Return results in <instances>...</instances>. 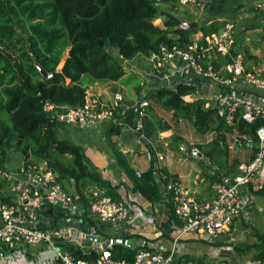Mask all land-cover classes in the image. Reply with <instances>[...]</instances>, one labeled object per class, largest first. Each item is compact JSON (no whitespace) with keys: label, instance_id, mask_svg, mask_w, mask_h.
I'll list each match as a JSON object with an SVG mask.
<instances>
[{"label":"trees","instance_id":"16d2710c","mask_svg":"<svg viewBox=\"0 0 264 264\" xmlns=\"http://www.w3.org/2000/svg\"><path fill=\"white\" fill-rule=\"evenodd\" d=\"M174 2L177 0H0V167L7 160L6 149L15 148L24 160L44 163L54 171L64 188L73 185L76 195L83 196L90 185L113 195L107 181L89 169L83 149L58 136L59 123L43 112L42 103L48 99L70 107L82 104L87 89L82 75L87 74L89 81H117L125 73L124 60L148 55L160 43L185 48L195 33L205 37L217 33L225 24L214 20L190 29L181 28L183 22L193 21L194 16ZM186 5L189 4L182 6ZM158 18L162 27L153 23ZM245 58L257 61L247 51ZM229 61V57L218 55L212 64L219 67ZM40 69L50 75L43 79ZM136 90L140 99L147 101L140 116L147 137L154 131L171 128L155 113V103L171 112L172 118L189 121L198 133L214 132V137L199 148L216 166L218 183L224 182L229 173H238L236 160L231 164L221 161L222 157L225 160L228 127L217 116L215 107L206 105V99L201 97L185 99L196 95L195 84L178 81L174 86L149 87L142 94L140 86ZM248 93L264 99L262 90L248 89ZM114 115L123 120L139 116L123 115L120 105L115 106ZM263 123L261 118L248 123L237 116L235 126L254 133ZM121 127L118 122L108 123V134L119 133ZM114 156L122 169L132 175L136 190L150 202L160 199L155 180L158 171L176 178L165 168H156L153 160L140 176L133 175L119 150H114ZM3 186L0 180V188ZM259 192L264 195V186ZM258 239L257 243L234 249H256L261 264L264 233ZM135 252L117 242L112 248L115 258L132 260ZM81 257L93 260L96 254L92 250Z\"/></svg>","mask_w":264,"mask_h":264},{"label":"built area","instance_id":"2783aa9c","mask_svg":"<svg viewBox=\"0 0 264 264\" xmlns=\"http://www.w3.org/2000/svg\"><path fill=\"white\" fill-rule=\"evenodd\" d=\"M177 2L198 5L197 0ZM249 2L256 11L264 12V0ZM234 43V24L226 22L217 33L192 39L185 48L160 43L157 50L145 56L148 66L164 81L159 86H174L178 82L174 83L177 74L182 71L215 84L218 92L211 105L228 127V147L244 144L253 148L250 160L238 164V173L230 182L218 183L215 197L208 202L190 197L181 179L162 174L165 191L175 216L182 222V230L212 237L224 232L243 214L248 197L242 188L258 176L264 166V123L254 133L240 131L235 126L237 116L248 123L256 118L264 120V100L239 88L243 84L264 91V75L245 69L241 56L233 53ZM213 55L229 57L230 61L223 69L216 67L211 62ZM115 106L104 103L86 90L82 104L70 107L47 99L42 103V110L51 121L87 130L100 124L119 122L114 115ZM142 114L141 110L138 115ZM128 131L133 134V142L142 147L144 158L158 162V154L144 133L142 120L135 121ZM135 174L140 176L141 172ZM0 180L4 182L0 188V244L12 249V255L31 253V247L39 248V252L32 254V258L36 257L35 264H226L222 260L180 258L173 250L162 252L144 248L136 250L132 260L115 258L112 248L116 238L100 241L101 234L96 226L91 224L86 232L83 225L87 221L98 225H131L133 217L126 201L99 188H91L83 196L75 195L62 186L57 174L44 163L24 159L18 163H4L0 167ZM48 209L52 216L61 220L51 217L45 221L43 217ZM88 236L98 238L94 243L95 259L74 258L60 250L64 244L82 247ZM46 252L51 254L45 255Z\"/></svg>","mask_w":264,"mask_h":264},{"label":"crops","instance_id":"0c3cea01","mask_svg":"<svg viewBox=\"0 0 264 264\" xmlns=\"http://www.w3.org/2000/svg\"><path fill=\"white\" fill-rule=\"evenodd\" d=\"M233 1H235L238 6H233L232 0H203L200 7L190 3L185 7L181 4V7L187 13L194 16V19L199 16L200 20L201 15L203 24L210 23L214 20L225 21L226 23L225 17L229 13L228 11L243 6L253 8L249 0ZM202 10L205 11V14L201 13ZM260 13L264 14V12ZM240 29L245 31L244 27ZM200 37L201 33L197 32L194 37L192 36V39L195 40ZM236 38L235 33L233 53L235 55H240L242 58L244 51L243 54L238 51ZM250 54L259 56L256 51H250ZM145 56L146 55H137L133 59L124 60L123 65L125 73L119 80L101 82L88 80L86 82V90L89 94L99 98L106 104L134 105L140 100L136 88L139 87V84H144L142 79L146 78L149 82L142 88L140 87V94L149 87L159 86L164 83V81L159 78V75L154 72L146 62L144 63ZM217 56L218 55H213L211 62ZM140 58H143L145 66L139 61ZM245 59H242V61L246 70L264 75V56L262 58L263 62L261 67L255 66L257 62L254 61H248L246 64ZM219 67L223 69V65ZM175 79L174 83L177 81H184L193 83L197 86L196 95L186 96L185 99L201 97L209 99L206 100L207 105L213 104L218 92V88L215 84H209L205 80L195 78L188 71H182L177 74ZM129 86L136 95L135 99L126 95V90ZM239 88L246 93H248V89L254 90V88L243 84H241ZM121 98H125L124 100L127 102L120 101ZM155 113L159 116L157 110H155ZM171 114L172 113L169 115L170 119L172 118ZM139 119H141L140 116L129 120L120 118L118 123L122 125L121 130L119 133L113 135L108 134V123L100 124L99 126L87 130H82L74 125L59 124L58 136L60 138L69 139L83 149L89 162V169L92 172L99 173L101 177L107 181L112 188L113 195L111 196L126 201L133 217V223L128 226L120 223L98 225L96 222L94 223L91 221V224L96 226L100 231V241L107 237H114L117 243H120L122 247L130 251L142 248H149L162 252L173 250L177 257L194 261H220L221 259H219V257L223 251L228 252L227 256H223L227 258L222 260L226 262V264H260L259 261H257L258 251L256 249L250 248L249 250L241 252L235 250L234 246L257 243L259 242L258 236L264 233V195L259 192L264 186V166L258 176L242 188L243 193L248 197V206L243 214L239 216L228 229L213 237L203 233L184 231L181 228V220L174 215L172 203L164 188L162 174L165 173L158 171V173L155 174V180L160 190V199L156 202H150L136 190L132 175L130 176L127 174L115 159L114 150H119L122 154V159L129 166L133 175H136V171L142 173L149 167L150 161L144 158L141 146L133 142V134L128 131V127L132 126L133 123ZM166 121L171 125L169 130H157L148 137L152 148L158 154V162H156L154 166L158 169L165 168L170 175H174L181 179L188 190L189 196L194 200L203 202L211 201L216 195V186L218 184L216 177L218 174L215 171H217V168L212 165L209 158L203 154V149H200L199 145L203 146L209 142L214 137V132L205 133L204 138L197 135L186 140L183 137L184 134L180 132L182 126L184 128L187 127L185 123H179V125H177V123L173 124L171 122L172 119ZM151 129L154 130V127ZM61 130H65L62 132L64 136H61ZM168 132L169 135L167 134V136L173 137V142L170 148L166 149L162 155V153H158L159 151L157 147L153 145V142L156 145L158 141L157 137L161 138L162 133L166 135L165 133ZM229 141V136H227L226 133L227 150L225 152V160H223L222 157L221 161H226V163L231 164L233 160H236L239 164L250 160L253 154V148L251 146L239 144L233 148H229ZM189 149L192 151L197 150L200 152L201 156L198 157ZM234 176L233 173H229L225 176L224 182H230ZM73 183L74 181L72 180V184ZM91 188H99L105 191L104 188L90 185L86 187L84 192ZM66 189L75 195L77 194L75 193L73 185H66ZM51 217L55 220H61L60 218L52 216L50 211L47 212L43 219L48 221L52 219ZM97 241L98 238L92 243L82 246L83 253L88 254L94 250V243ZM29 251H31V253L25 252L22 255H12V249L0 244V256H2V258H0V264H35L36 257L33 258L31 262H25V260L19 259L20 257H24V255L31 257L32 254L39 252L40 249L31 247ZM49 254L51 253L46 252L45 255ZM6 255H9L10 259H4ZM261 264H264V259Z\"/></svg>","mask_w":264,"mask_h":264},{"label":"rangeland","instance_id":"374dc122","mask_svg":"<svg viewBox=\"0 0 264 264\" xmlns=\"http://www.w3.org/2000/svg\"><path fill=\"white\" fill-rule=\"evenodd\" d=\"M198 3V7H200L201 3L203 0H197ZM172 4V3H171ZM174 5L178 6L180 9H182L181 4H179L178 2H174ZM232 5L234 6H238L237 3H235V1L232 0ZM244 7V8H243ZM243 7H237V9H233L232 11H228L229 13L226 15V22H232L234 24V29H235V33H236V45L238 46V51L240 53L243 54V51H247L248 53H250V51H256L258 53V55L260 56H256L257 57V63H255V66L261 67L262 66V62H263V53H264V14L260 13L258 11H256L254 8H247L246 6ZM184 10V9H182ZM202 14H205V11H201ZM206 18V17H205ZM212 18V17H211ZM201 15H200V20H199V16H197L194 20L197 22V27L200 26L201 24H203V22L201 21ZM253 22V23H252ZM256 22V23H254ZM154 24L159 25L160 27H162V21L160 18L155 19L153 21ZM245 29L241 30L240 28ZM242 31V32H240ZM196 34V33H195ZM194 34V35H195ZM193 35V37H194ZM245 36V37H244ZM243 42V43H242ZM247 49V50H246ZM249 49V50H248ZM262 56V58H261ZM242 59H244V55L242 57ZM139 61L142 63L143 66L144 63L147 61L144 59V63H143V58H140ZM246 64L248 61H253V60H246ZM249 64V63H248ZM59 68V67H58ZM89 76L87 74L82 75L81 77V81L86 84V82L88 81ZM135 79V78H134ZM144 84L141 85L139 84V86L142 88L145 84H148V80H146V78L142 79ZM101 81H107V80H99V82ZM136 84V83H135ZM126 95L131 97V98H136L135 93L131 90V87H127L126 90ZM125 98H121L120 101L122 102H127L124 100ZM206 99V98H205ZM209 100V99H206ZM110 105V103H108ZM153 107L155 110H157L159 112V117L161 119H166V120H171L172 119V123L179 125V123L186 124V128H184L183 126L180 128V132L181 134H184L183 137L184 139L188 140L191 137L194 136H201L204 138V134L198 133L194 130V128L192 127L191 123L187 120L184 119H175V118H171L169 117L171 112H166L165 110H163L159 105L153 103ZM180 124V125H181ZM178 127V126H177ZM63 131L65 130H61V136L63 135ZM164 133H162V137H157V142L156 145L153 142V145L157 147L158 149V153H163L166 151V149H169L172 142H173V137L167 136L168 133H165L166 135H163ZM166 136V137H163ZM174 136V135H172ZM142 148V147H141ZM8 157L7 160L4 161V163H18L20 162L23 158L21 157L20 153L15 150V148H9L6 149ZM165 157V156H164ZM33 255H31V257H27L24 255V257H20L19 259H23L25 260V262H31ZM0 258H2V256H0ZM4 259H10L9 255H6L4 257Z\"/></svg>","mask_w":264,"mask_h":264},{"label":"water","instance_id":"95a60500","mask_svg":"<svg viewBox=\"0 0 264 264\" xmlns=\"http://www.w3.org/2000/svg\"><path fill=\"white\" fill-rule=\"evenodd\" d=\"M194 27H197V22L195 20L193 21H190V22H183L181 24V28H184V29H190V28H194ZM40 72L42 74V77L43 79L47 78L50 74L46 73L44 70H41L40 69ZM264 100V99H263ZM147 103L146 100H138L134 105L132 106H126L124 104H120V107L123 109L124 111V115L127 116V115H130V114H135V115H138L142 109V107ZM193 154L197 155L198 157L201 156L200 152H198L197 150H191L189 149ZM48 211H51L50 209H48ZM91 226V222L90 221H87L85 222V224L83 225V228L86 232H89V227ZM93 239H96L97 238H93L91 236H88L87 237V241L85 242V244H90V241L93 240ZM122 241V240H120ZM60 250L63 252V254H69L71 257H74V258H78V257H81L82 254H83V251H82V248L78 245H63L60 247ZM228 252H221L220 254V257L219 259L221 260H225L226 258L223 257L224 255L227 256Z\"/></svg>","mask_w":264,"mask_h":264},{"label":"bare ground","instance_id":"6f19581e","mask_svg":"<svg viewBox=\"0 0 264 264\" xmlns=\"http://www.w3.org/2000/svg\"><path fill=\"white\" fill-rule=\"evenodd\" d=\"M189 4V3H188Z\"/></svg>","mask_w":264,"mask_h":264}]
</instances>
